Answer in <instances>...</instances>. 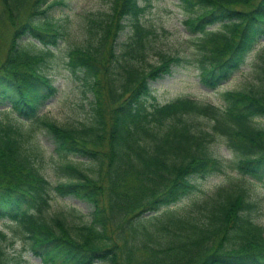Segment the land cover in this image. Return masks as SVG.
<instances>
[{"label":"trees","instance_id":"obj_1","mask_svg":"<svg viewBox=\"0 0 264 264\" xmlns=\"http://www.w3.org/2000/svg\"><path fill=\"white\" fill-rule=\"evenodd\" d=\"M108 1L106 12L85 19V44L62 59L91 92L90 117L79 127L40 119L68 178L44 177L25 131L0 119V220L41 264H264L263 231L254 217L255 186H264V51L252 68L253 90L222 91L220 105L189 97L161 104L149 82L170 73L180 57L140 64L151 48L141 23L146 6ZM177 1L199 81L215 90L264 38V0ZM63 4L0 0V30L9 36L0 106L19 119H39L57 90L48 69L59 59L65 31L47 14ZM216 137L231 157L210 152ZM69 155L94 168L81 170ZM218 174L224 179L214 190L199 186ZM57 197L90 206L89 223L47 216ZM8 238L0 230V264H10Z\"/></svg>","mask_w":264,"mask_h":264},{"label":"rangeland","instance_id":"obj_2","mask_svg":"<svg viewBox=\"0 0 264 264\" xmlns=\"http://www.w3.org/2000/svg\"><path fill=\"white\" fill-rule=\"evenodd\" d=\"M62 6H55L47 18L52 23L60 25L65 36L61 40L57 55L59 59L52 63L48 72L54 74L53 85L57 90L51 94L41 106L38 118L22 120L11 112L5 111L6 106H0V119L9 121L25 131V144L29 148L40 173L51 183L64 181L67 173L60 169L59 164L63 158L52 153L53 146L50 138L45 133L40 119L47 118L59 125L66 127H79L85 122L91 113V92L85 82L78 77L70 76L63 68L66 53L77 46H83L86 41L85 29L87 21L92 15L106 12L108 0H63ZM140 5L146 6L141 23L150 34L147 36L150 47L145 62L157 63L161 55L170 54L180 57V61L172 63L170 73L161 78L150 81L149 85L159 103H166L176 97H189L198 101L220 105V92L226 90L249 91L254 89L255 80L252 68L258 61V55L264 51V38H261L255 48L248 55L245 64L235 72L227 81L215 90L204 88L198 78V68L195 57L197 56L182 25L183 15L178 7L177 0H139ZM9 38V36H8ZM7 33L0 30V61L4 56L8 42ZM125 35L118 37V47L125 40ZM204 121V120H203ZM263 119L259 122L261 125ZM206 123V121H204ZM52 150V151H51ZM210 152L221 159L231 157V152L225 147L222 138L216 137L209 144ZM71 164L83 171L94 168L93 162L69 155L67 158ZM224 176L222 174L210 176L199 180V186L204 191H212L219 185ZM257 206L254 211L255 220L262 227L264 241V186L257 184ZM188 202V201H187ZM183 203H186L184 201ZM177 205H180L179 203ZM181 209H186L181 207ZM91 208L86 203L71 197L56 198L47 211V216L64 214L70 224L82 225L90 221ZM80 227V228H81ZM0 230L9 233L6 242V256L10 264H41V262L26 252L23 242L10 233L7 223L0 220Z\"/></svg>","mask_w":264,"mask_h":264}]
</instances>
